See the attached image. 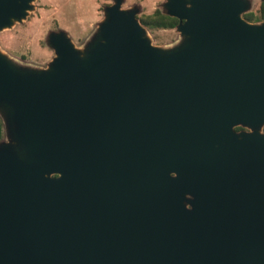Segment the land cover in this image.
Segmentation results:
<instances>
[{"label":"water","instance_id":"obj_1","mask_svg":"<svg viewBox=\"0 0 264 264\" xmlns=\"http://www.w3.org/2000/svg\"><path fill=\"white\" fill-rule=\"evenodd\" d=\"M36 1L0 0V32ZM123 4L47 68L0 50V264H264V21L167 0L161 48Z\"/></svg>","mask_w":264,"mask_h":264},{"label":"rangeland","instance_id":"obj_2","mask_svg":"<svg viewBox=\"0 0 264 264\" xmlns=\"http://www.w3.org/2000/svg\"><path fill=\"white\" fill-rule=\"evenodd\" d=\"M166 1L124 0L123 8L137 7L138 16L150 15L164 10ZM249 1V12L259 15L263 1ZM112 3L113 0H37L26 20L0 32V50L19 65L47 68L55 57L48 45L50 34L64 31L78 48H83L103 21L105 8ZM148 36L161 48H171L182 40L176 28L148 30Z\"/></svg>","mask_w":264,"mask_h":264},{"label":"trees","instance_id":"obj_3","mask_svg":"<svg viewBox=\"0 0 264 264\" xmlns=\"http://www.w3.org/2000/svg\"><path fill=\"white\" fill-rule=\"evenodd\" d=\"M244 18L247 21L254 23L264 21V2L262 3L259 15H256L253 12H248L244 15ZM138 19L148 30L175 29L179 24L178 19L168 16L164 10L159 9L150 15H140L138 16ZM5 137V125L0 117V143L5 140Z\"/></svg>","mask_w":264,"mask_h":264},{"label":"flooded vegetation","instance_id":"obj_4","mask_svg":"<svg viewBox=\"0 0 264 264\" xmlns=\"http://www.w3.org/2000/svg\"><path fill=\"white\" fill-rule=\"evenodd\" d=\"M236 131L237 132H242V131H246V129L243 128V127H238V128H236Z\"/></svg>","mask_w":264,"mask_h":264}]
</instances>
